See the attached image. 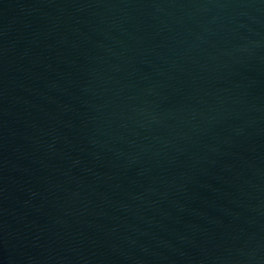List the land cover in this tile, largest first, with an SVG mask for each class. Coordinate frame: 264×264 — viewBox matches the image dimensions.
<instances>
[{
  "label": "water",
  "instance_id": "obj_1",
  "mask_svg": "<svg viewBox=\"0 0 264 264\" xmlns=\"http://www.w3.org/2000/svg\"><path fill=\"white\" fill-rule=\"evenodd\" d=\"M0 264H264V0H0Z\"/></svg>",
  "mask_w": 264,
  "mask_h": 264
}]
</instances>
